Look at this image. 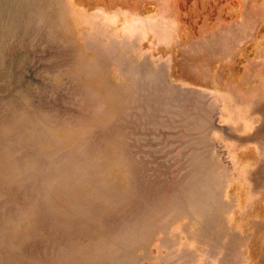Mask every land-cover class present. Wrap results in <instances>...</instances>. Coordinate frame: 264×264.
I'll list each match as a JSON object with an SVG mask.
<instances>
[{
  "label": "rangeland",
  "instance_id": "1",
  "mask_svg": "<svg viewBox=\"0 0 264 264\" xmlns=\"http://www.w3.org/2000/svg\"><path fill=\"white\" fill-rule=\"evenodd\" d=\"M0 264H264V0H0Z\"/></svg>",
  "mask_w": 264,
  "mask_h": 264
}]
</instances>
